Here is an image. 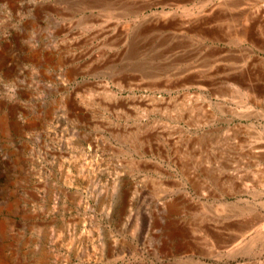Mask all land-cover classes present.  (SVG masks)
<instances>
[{"label": "rangeland", "instance_id": "rangeland-1", "mask_svg": "<svg viewBox=\"0 0 264 264\" xmlns=\"http://www.w3.org/2000/svg\"><path fill=\"white\" fill-rule=\"evenodd\" d=\"M0 261L264 264V0H0Z\"/></svg>", "mask_w": 264, "mask_h": 264}, {"label": "bare ground", "instance_id": "bare-ground-1", "mask_svg": "<svg viewBox=\"0 0 264 264\" xmlns=\"http://www.w3.org/2000/svg\"><path fill=\"white\" fill-rule=\"evenodd\" d=\"M0 264H5L3 261H0Z\"/></svg>", "mask_w": 264, "mask_h": 264}]
</instances>
